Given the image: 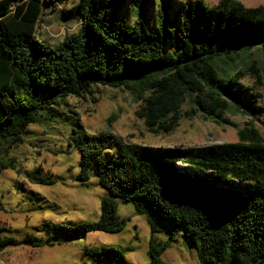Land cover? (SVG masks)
<instances>
[{
	"label": "trees",
	"instance_id": "1",
	"mask_svg": "<svg viewBox=\"0 0 264 264\" xmlns=\"http://www.w3.org/2000/svg\"><path fill=\"white\" fill-rule=\"evenodd\" d=\"M64 1L0 0V152L21 145L47 110L58 113L68 99L85 100L100 87L128 92L151 134H169L185 116L201 114L236 128L238 141L138 146L108 130L77 127L68 143L80 155L76 179L96 176L108 196L97 222L49 227L72 240L117 233L127 223L118 203L131 204L153 234L149 264H167L162 254L171 238H154L166 229L181 233L199 264H264V138L253 123L264 116V5L187 1L176 9L171 0H79L75 34L56 46L38 40L41 14ZM190 98L193 107L183 112ZM226 112L250 122L239 127ZM8 168L17 169L14 160L1 159L0 173ZM19 245L51 243L33 234L0 236V253ZM131 250L87 253L128 264L124 252Z\"/></svg>",
	"mask_w": 264,
	"mask_h": 264
},
{
	"label": "rangeland",
	"instance_id": "2",
	"mask_svg": "<svg viewBox=\"0 0 264 264\" xmlns=\"http://www.w3.org/2000/svg\"><path fill=\"white\" fill-rule=\"evenodd\" d=\"M187 1H203L213 6L219 0H171V3L177 9L178 3ZM238 1L246 7L264 5V0ZM78 3L79 0H65L55 10L42 13L36 27L38 40L56 46L75 34L82 25ZM260 92L264 105V90ZM192 107L190 98L182 111L190 112ZM136 108L137 103L128 92L100 87L85 100L68 99V104L59 108L58 113L51 114L47 110L39 124L29 126L21 145L0 152V160L11 158L17 167L0 173V236L22 239L33 234L51 243L40 247H9L0 253V264H108L87 253L89 248L95 247H131V251L124 252L128 264H149L148 249L153 234L144 217L138 215L131 204L118 203L117 213L127 219V223L117 233L93 232L72 240L49 227L59 223L75 226L97 222L101 200L108 196L96 176L84 184L76 179L80 155L68 144L73 130L82 127L88 134L108 130L129 145L152 147L235 143L238 136L237 129L231 125L205 120L201 114L185 116L169 134L154 135L137 117ZM113 116L114 121L108 124ZM223 118L239 127L250 122L247 116L229 112ZM253 123L264 138V116ZM154 238L160 243L171 238L169 248L162 254L167 264H199L195 248L185 244L180 232L172 235L166 229Z\"/></svg>",
	"mask_w": 264,
	"mask_h": 264
}]
</instances>
